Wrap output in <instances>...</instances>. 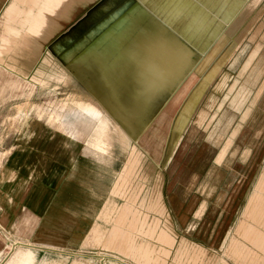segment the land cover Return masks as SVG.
I'll return each mask as SVG.
<instances>
[{"label": "rangeland", "instance_id": "1", "mask_svg": "<svg viewBox=\"0 0 264 264\" xmlns=\"http://www.w3.org/2000/svg\"><path fill=\"white\" fill-rule=\"evenodd\" d=\"M19 1L22 4L18 9L26 11L38 0ZM3 2L0 0V6ZM114 8L110 7L105 14L112 9L114 11ZM85 11H80V18ZM45 18L55 21V7ZM102 18L104 15L90 25L81 22V34L98 25ZM119 23L112 26V29L117 27L111 30L110 38H98L87 46L91 39L80 41L82 36L74 40L78 43L72 48L73 40L60 50L55 49L54 52L60 51L55 55L54 46L67 40L72 23L65 24L61 33L42 42L43 56L36 67L42 65L45 57L53 62L56 58L60 65H65V61L78 64L84 54L82 47L86 45V53L90 58L95 56V63L80 67V70H64L60 74L53 64L45 70L49 74L48 79L32 84L17 80L10 74L14 65L0 67V141H7L8 132L12 130L23 132L24 127H50L67 132L70 125L81 132V142L90 140L91 126L70 113L75 110L72 103L85 100L87 96L84 88L71 76L117 80L112 84L118 86L104 89L113 101H121L127 118L133 124L137 123V130L142 133L138 139L142 149H138L158 166L154 169L161 180V189L164 177L163 199L167 214L158 216L140 206L143 200L146 203L149 201L152 193L151 183L140 181L138 175L141 171L132 174L123 186L119 180L114 194H122L123 203L132 205L136 219L129 217L125 222L128 226L127 241L122 240V245H119V240H115L108 248L113 252V258L105 264H238L227 255V248L233 238H239L236 232L243 221L248 199L264 177V97L258 104L262 109L257 118H252L250 128L243 136L204 133L207 127L215 126L217 120L211 118L202 124L201 133L183 135L185 129L178 128V120L184 117L189 123L207 91L212 88L208 96L212 100L224 88L230 75L223 72V67L236 47L232 60L234 68L243 69L238 72L241 75L260 72L257 85L264 90V0H165L149 3L147 8H134ZM180 38L198 54L188 49ZM228 41L227 48L214 61ZM212 61L214 63L209 66ZM189 74H192L191 79L180 88L178 85ZM197 77L199 82L182 104L168 135L171 119L163 118L164 111L156 119L154 116L169 94L178 87L184 93ZM76 91H82L83 96L74 95ZM179 105L176 104L177 107ZM112 106L117 110L121 107L119 102H113ZM226 115L229 118L225 122L229 123L232 116L230 113ZM203 120L204 116H201L200 121ZM110 125L112 128V123ZM111 133L107 135L106 152L90 150L96 154H107L109 139L117 150H124L120 133L113 128ZM226 146L230 151L224 165L218 167L211 161L198 180L190 182L186 164L192 149L208 147L214 151ZM240 146L243 151L236 152ZM174 148L175 153H172ZM223 152L219 155V162ZM143 219L145 226H141ZM131 223L134 226H129ZM143 227L144 230L155 228L158 233L161 230L169 232L175 240L174 245L168 249L157 240V236H145ZM129 241L136 247L147 245L153 250L150 260H145L138 253H129ZM164 248L169 250L167 257H162ZM11 250L9 246L0 260L7 257ZM118 254L122 262L114 258ZM253 264H264L263 255L259 254Z\"/></svg>", "mask_w": 264, "mask_h": 264}, {"label": "crops", "instance_id": "2", "mask_svg": "<svg viewBox=\"0 0 264 264\" xmlns=\"http://www.w3.org/2000/svg\"><path fill=\"white\" fill-rule=\"evenodd\" d=\"M163 1L165 0H38L28 10L23 11L18 9L21 1L4 0L0 6V67L8 68L14 65L10 74L17 80L32 84L48 79L49 74L45 70L53 64L57 66L60 74H63L64 70L74 71L80 70V67H88L91 62L95 63V56L90 58L86 53L88 45L98 38H110L111 30L117 27L112 29V26L116 23L120 25L119 21L134 8H147L149 3ZM53 7L56 13L55 21H47L45 16ZM110 7H115L116 10L114 8V11L112 9L106 15L105 12ZM80 11H85L82 18ZM102 15L104 18L98 25L81 34L82 23L95 24ZM68 23L72 25L67 40L56 44L53 52L63 48L64 44L71 40L72 48L78 43H74L75 39L83 36L80 40L82 41L90 37L87 46L82 47L84 54L79 63L65 61V65H60L59 59L58 63L56 58L53 62L45 57L41 63L43 67H36L43 56L42 42H47L61 33L63 26ZM180 40L188 49L198 54L184 39ZM228 45L229 41L217 53L214 61ZM236 48L223 67V72L230 75L224 88L209 100L212 89L210 88L189 123L184 117L179 118L186 121L183 135L201 133L200 130L204 127L202 124L211 118L217 120L215 126L207 127L208 130L204 133L243 136L246 129L250 128L252 118H257V113L262 109L258 104L264 97V90L257 85L261 73L239 74L243 69H235L232 63ZM59 52H54V55ZM63 55L64 53L61 58ZM199 65L200 63L196 64L195 68ZM229 65L232 68H229ZM191 75L178 86L184 87ZM71 77L84 88L87 96L85 100L73 102L75 110L70 113L82 118L91 126L90 140L81 142V132L74 125H70L67 132L50 127H24L23 132L16 133L12 130L8 132L7 141H0V259L9 246L12 248L10 254L0 260L1 264L108 262L109 258H113V252L108 248L116 239L119 240V245H122V240L127 241L128 226L125 222L129 217L136 219L132 205L124 204L122 194L115 195L114 188L119 180L123 186L138 170L141 171L138 175L140 181L151 183L152 189L149 201L146 203L143 200L140 206L158 216L167 214L163 199L164 177L161 189V180L154 169L158 166L138 149L141 148L138 139L142 133L138 132L137 123L133 124V121L127 118L126 108L124 109L121 101H113L104 89L114 85L112 83L117 80L81 79L74 75ZM194 79L184 93L178 87V90L169 94L154 116L156 119L164 111L163 118L171 119L167 129L168 135L182 104L200 78ZM214 85L215 83L212 86ZM74 95L81 98L83 93L76 91ZM113 102H119L121 107L118 110L113 108ZM177 103H180L178 107ZM228 113L232 116L229 123L225 122L229 118V115H226ZM201 116H204L203 121H200ZM110 122L113 130L120 133L124 150H117L109 139L107 154L93 153L90 149L99 153L107 151V135H112ZM212 128L214 131H210ZM229 151L227 146L214 151L208 147L192 149L186 164L190 182L197 181L211 161L218 167L223 166ZM237 151H243V148L240 146ZM222 152L223 157L219 162L218 158ZM172 153H175V148ZM172 198L176 199V196ZM254 217L259 225L263 226H238L236 233L239 238H233L227 248V255L238 264H253L259 254L264 257V232L262 235L256 232L264 231V207H260ZM141 226H145V219L142 220ZM142 233L152 238L157 236V240L168 249L175 243L173 236L165 230L158 233L155 228L144 230L143 227ZM127 245L129 253H138L147 261L154 252L147 245L136 247L132 241ZM168 254L169 250L164 248L162 257H167ZM118 255L114 258L122 262L121 255Z\"/></svg>", "mask_w": 264, "mask_h": 264}, {"label": "bare ground", "instance_id": "3", "mask_svg": "<svg viewBox=\"0 0 264 264\" xmlns=\"http://www.w3.org/2000/svg\"><path fill=\"white\" fill-rule=\"evenodd\" d=\"M178 124H179L178 128H181V127L183 128L186 125V121L184 119H181L178 121ZM262 179L263 181L261 182ZM262 179L259 181V183L254 189V192L248 199V203L245 207L244 214H243V221L240 223L239 226H263L262 224L259 225L257 219L254 217L255 213L260 209V207H264V177ZM256 232L258 233V235L260 234L262 235L264 231L262 232L256 231Z\"/></svg>", "mask_w": 264, "mask_h": 264}]
</instances>
